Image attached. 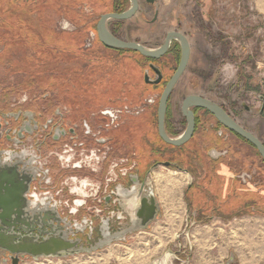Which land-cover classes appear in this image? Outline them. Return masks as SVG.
Segmentation results:
<instances>
[{"label":"flooded vegetation","instance_id":"af4514ba","mask_svg":"<svg viewBox=\"0 0 264 264\" xmlns=\"http://www.w3.org/2000/svg\"><path fill=\"white\" fill-rule=\"evenodd\" d=\"M111 1H115L116 4L121 2V5L116 6L109 12H122L128 9L131 5L130 0ZM192 1V5L187 3V6H184L183 4L177 7L178 4L163 3L160 0H138V9L131 18L126 20L111 19L114 22L112 23L108 21V27L116 36L127 41L139 42L148 48H156L163 45L170 33H180L187 38L190 44V58L188 65L179 81L176 83L168 101L165 127L170 136H178L186 129L187 119L182 111L184 99L189 95H199L221 106L238 124L252 132L264 144V135L260 136L240 123L238 119L239 102H236L235 104L234 100L229 103L221 102L212 95L204 96L202 94H189L185 95L181 101L174 100L173 96L178 90V87L181 88L183 85L180 90V94H182L185 90L195 89L197 86L196 83L199 84L202 80H204L209 93L214 94L215 87H213L212 76L216 74L217 70L221 66V59L219 57L214 59L215 67L209 68V72H207L209 64L205 67L202 66L204 64V56L202 53V35L199 33L198 28L197 31L192 28H195L198 25L201 31L204 30V23L206 21H211L208 17H206L205 12L207 13V16L210 17L212 14L210 12L211 10H206L204 12V7L201 3L202 0ZM122 2H125L124 5ZM194 5L195 8L192 10L191 7H194ZM184 11L194 19H186L187 17L185 19L181 18V15H186ZM104 13H100L99 17H97L95 30L100 16ZM164 16L167 17L164 18ZM196 17H198V19H196ZM130 20L134 22L136 27L141 29L142 34L144 35L143 41L136 38L131 40L125 39L119 35V30L122 29L121 26ZM188 20H190V22ZM205 24H207V22ZM154 27L162 29H154L153 31H150V29H153ZM137 30L134 28L129 29V31L133 33ZM159 37L161 38L160 41L157 40ZM153 40L157 41V44H155L154 47H151L152 45H150L149 42ZM101 45L106 49L129 52L131 54L130 56L137 54V56H134L135 58H133L142 71V73H140L141 82L137 80V75H134L129 70L126 76V84L128 85L130 83L132 87L130 89L125 87V89L128 94L136 91L137 97L139 96L138 100L144 96L145 93L143 94L142 92H145V90L163 91L166 83L176 71L182 53L181 44L175 38L170 42L166 53L159 58L146 57L134 50L115 49L105 46L102 43ZM129 59L133 61L131 57H129ZM189 70H192V75L189 77L190 80L183 84L182 79ZM158 71L161 72L162 78L159 82H156V80H159ZM204 72L208 73L206 78H203ZM225 96L229 101V96ZM258 96L262 99L263 104L259 111V118L264 120V97L260 95V93H258ZM48 97H52V94H48ZM28 101L29 100L22 99V102H18L20 104L19 106H17V104L13 105V115L8 119V125L5 124V120L2 119L3 125L0 129V152H4L5 150H12L18 154L23 152L26 165H21L20 171L22 179H24V183L26 185L30 182L31 176L34 172L38 174V160H43L44 164L50 171V175L52 174L51 177L53 176L51 179L52 184L49 186V190H51L52 193H57L58 195L64 194L69 197L68 177L75 176L78 178L77 181H83L81 179L86 178L88 181L93 182V188H91L90 194L88 196H81L84 203L82 205H76V212H70L69 207H66V209L63 204L60 205L59 201L50 197L52 200V206L50 208L54 210L56 207L63 217H68L72 222H82L84 218H87L88 222L83 223V226L86 225L85 231L74 236L75 238L79 237L82 239L84 247L94 246L98 240L102 238L100 228L105 220H108L112 233L128 230L123 237L115 239L110 244L124 241L134 231L143 229H133L134 225L137 224L134 220L136 221L135 212L140 204V199H138L136 195L128 197L119 195L118 188L130 189L132 186H135L133 185L131 176L137 174L139 176V184L136 185V190L139 191L141 189V183L144 182L145 186L143 194L148 193L151 189L157 199L158 197L156 196L155 189L153 188L154 186L150 184L148 178L149 175H151L157 167L162 166V163L165 161H169L171 163L169 166L171 168H175L180 171L187 170L185 173H190L191 177L197 174V176H195V178H193L187 186L186 195H188V190L191 187H196L195 183L198 180H203L206 175H208V178H216L215 181H219L217 168L215 169V167L220 164L223 169L222 175L224 183L229 182L231 184L244 186L245 188H249L250 190H254L256 193H259L260 196H264V158L258 151L257 147L238 133L230 130L225 125L220 123L211 112L204 108L192 107L195 115L196 128L191 140L183 145L186 148V145L194 139H200L198 141L199 146H201L199 149H204L207 158H209V163L206 171L197 172L194 169L195 167L187 168L181 164H176L174 160L171 159H176L181 156L180 149L183 146H173L166 143L160 137L158 131V116L156 115L157 119L152 124H149L147 119L144 118V115L146 117L151 114L154 115V107H152L153 103L148 105L147 108L144 109L143 113L136 115L123 111L119 120L114 123H111L109 119L106 120L102 117L100 111L104 108L116 107L106 106L96 111H92L90 115L78 116L72 114L71 110L68 108L70 107L72 109V107L69 105L64 106L60 103L59 105L51 107L49 104L46 106L40 103H35L34 106H28L26 109L28 112L37 113L36 115H33V121L37 122V128H33L32 133L24 132V136L19 137L18 131L24 121L27 120V118L24 117L26 109L21 106H24L25 102L27 103ZM115 101L120 103L125 100L122 101V98H119ZM125 106H123V108ZM243 106L244 104L242 102L241 107L243 108ZM32 107H35L37 111ZM157 109L158 106L156 108V112ZM2 111H0V113ZM143 123L144 127H140L143 126ZM155 124L158 135L154 132ZM148 125H150L151 130H149ZM56 129H58V131L65 130V134H60L59 139H54ZM70 129H73L74 131L71 132ZM116 129H119L120 131L118 135H116L117 137L112 135V132ZM139 130L144 131V138L141 137V140L137 137ZM137 139L143 143V146H147V150L145 151L146 153H139L138 147L134 144ZM152 142L160 144V148ZM24 149L27 151H23ZM92 150L95 152V156H99L100 159L97 160L94 156L91 163H86L84 160H87L86 156H90V152ZM160 151H164L165 154L172 153L173 155L170 154V158L165 157L156 161L153 159L151 163L147 164L145 167L147 160L145 158L148 154H150V152L156 154ZM189 151L191 152L189 154H194L196 152L195 148H192V146L189 148ZM68 157H70L72 161L69 164L66 163V158ZM245 159L248 161L247 164H244ZM157 163L158 166L150 171V169ZM74 164L77 165L74 166ZM36 182L37 181H35V179L31 182L30 190L27 193V196L31 201L33 200L31 199L30 193L34 183ZM42 183L44 182L42 181ZM44 188L45 189H40V192L48 191V186H45ZM41 201L43 202L45 200ZM44 203L47 205V200ZM193 203H195V201H191V207H193ZM190 206L187 205V218L194 219L193 222L189 220L187 221L186 226H189L190 228L194 224L201 222L202 219L206 217L222 215L218 210L219 207H214L208 215L206 210L201 209L202 207L200 209L193 210ZM162 215L163 210L161 208L158 211L156 219L153 220L145 229H148L151 224L160 219ZM39 228L43 230L41 226ZM46 228L48 227L46 226ZM34 233L37 234L36 231ZM189 247L190 249L192 248L191 245H189ZM0 257L3 259L1 264L12 263L9 253L4 254L2 251L0 253ZM25 257L31 256L25 255L22 257L20 264ZM7 260L9 263L6 262Z\"/></svg>","mask_w":264,"mask_h":264},{"label":"rangeland","instance_id":"374dc122","mask_svg":"<svg viewBox=\"0 0 264 264\" xmlns=\"http://www.w3.org/2000/svg\"><path fill=\"white\" fill-rule=\"evenodd\" d=\"M6 1L0 0V17L3 20V22L0 21V25H2L0 26V107L2 106L0 111L3 110L1 113H12L11 115H13V105L17 104V106H19L20 104L18 102H22L23 98L29 100L27 103L25 102L24 106H21L25 109L28 106H34L35 103L47 106L48 104L45 101L39 100V98L43 96V93L38 94L39 96L37 95L36 97L37 92L33 90L35 86H40V88H38L41 92L45 89L50 91L52 93V98L59 97L60 99L66 100L62 93V86L67 85V88H70V92L75 91L81 82L77 78L91 74V80H89V77L84 79V81L87 80L89 84L94 83L89 87L90 94L92 95L91 98H93L94 95H101V99L104 100L108 97L106 96L108 94L105 95V91L108 90V92L113 93V98H116V100L119 98H122V101L125 100L124 102H116L111 105L101 101L100 107L96 110L106 106L121 108L125 105H129L132 110L136 112L138 107L143 106L147 108V106L150 105L146 100L155 98V103L152 105L155 115V110L158 106L161 94L160 90H145V92H142L143 94L145 93L144 96L138 100L139 96L137 97L136 91L128 94L125 89V87L129 89L132 87L130 83L128 85L126 84V76L129 70L134 75L136 74L137 80L141 82L140 73H142V71L138 67L139 65L134 61V56H137V54L130 56L131 54L126 51L120 52L106 49L98 40L95 30L96 19L99 17L100 13L107 11V7L101 4V0H77L73 2L74 7L71 8L72 10H70V6H66V8L64 6L65 3H70L72 0H58L56 5L57 7L60 6V8L57 9V7L48 5V8H46L47 10L44 9L43 16L45 19L43 22L45 25L39 24L41 26H39V28L33 26L35 28V33L31 31L33 30L31 27L32 21L28 17L31 25L30 28L28 27L26 29L27 31L24 35L20 34L16 30V27V29H13L12 24H14L13 22L16 19L18 22L24 14L29 15V13H26L28 9H23L21 8L22 5H17L15 3L11 5L10 3L15 2L14 0ZM40 1L39 7H42V5L47 2V0ZM160 1L163 3L178 4L177 7L183 4L184 6L188 4L192 5L193 2L192 0ZM48 3H53V1L48 0ZM201 3L204 7V12L206 10H211V17L207 16L205 12L206 17L211 21H206L207 24H205L206 22L204 23V30L202 31L198 25L192 29L197 31L198 28L199 33L202 35V53L204 56V64L202 66L205 67L209 64L207 72L210 71L209 68L215 67L214 59L217 57L221 59L220 68L217 70L216 74L212 76L215 93L210 94L205 86L204 80H202L199 84L196 83L197 86L195 89L185 90L182 94H180V90L183 85L181 88L178 87V90L173 96L174 100L181 101L185 95L189 94H202L204 96L212 95L221 102L229 103L233 100L234 104L239 102L238 119L240 123L262 136L264 135V120L259 118V111L263 104L258 93L264 97V0H202ZM194 8L195 5L191 7L192 10H194ZM185 14L184 16L181 15V18L185 19L187 17L186 19H194L188 13ZM35 16L33 15V18H35ZM166 17L167 16H164V18ZM196 19H198V17H196ZM190 20L188 21L190 22ZM9 21L11 25H8ZM48 21L51 24H48ZM110 22L113 23L114 21L110 20ZM84 27L85 32L83 30ZM121 27L122 29L119 30L120 36L125 39L131 40L136 38L143 41L144 35L141 29L136 27L132 20L125 22ZM130 28L139 30L133 33L129 31ZM151 29L150 31L154 29L161 30L162 28L154 27L152 30ZM55 31L61 34L59 35L61 37L58 38L60 41L63 40L62 44H64L66 51H54V46H49L48 38L58 39L56 37L57 35L53 33ZM82 32H84L83 41L78 44L75 38H77L76 35ZM157 40L160 41L161 38L159 37ZM149 44L152 45L151 47H154L157 41L153 40L149 42ZM73 45L76 49L75 51L72 49L74 52L69 50ZM129 57H131L133 61H131ZM47 67L48 70L51 69L50 71L52 74L53 70H56L59 73L55 74H61L62 72L63 75L61 74L62 76L59 78L54 77L49 79L48 82L47 75H49V72L48 70L46 71ZM66 70L69 71V73ZM71 70L75 74H72ZM104 72H109L108 77L97 82L98 79L95 76H100V74H102L101 77H103ZM207 72H204L203 78H206L208 75ZM66 73L68 74L66 75ZM191 75L192 70H189L182 79L183 84L190 80L189 77H191ZM50 81H55L54 86L51 85ZM45 84L50 86H45ZM64 89H66V87H64ZM44 92L45 94L47 93L46 91ZM225 95L229 96V101L226 99ZM74 96H76L75 93ZM11 97L12 99H10ZM76 97L79 96L77 95ZM10 100H12V102ZM242 102L244 104L243 108L241 107ZM78 105L79 109L82 104ZM32 108L35 109V107ZM68 108L71 110L72 114H76V110H78L77 108ZM26 112H28L27 109L25 113ZM140 113H143V111ZM8 114L0 115L7 117ZM27 114L36 115L37 113L31 112ZM148 117L149 115L147 117L144 115V118ZM156 119L157 117H155L154 122ZM140 127H144V123L143 126ZM119 132V129H116L112 132V135L117 137L116 135H118ZM143 136L144 131L139 130L137 137L141 140ZM140 140L137 139L134 144L138 147L139 153L143 154L146 153L147 146H143ZM193 142H195V140ZM193 142H191V145L197 144ZM208 159L209 158H206L205 161L208 162ZM195 176H197V174ZM195 176L193 175L191 177L190 173L187 174L183 170L180 171L165 165L157 167L154 172L149 175L148 180L150 184L154 186L153 188L157 191L159 199L164 203V207H159V209L162 208L163 215L175 212L173 211L175 208L171 206L177 207L176 209L181 216L187 215V205H191V198L186 195V189ZM213 179L212 181L216 180V178ZM172 199L175 202L174 204L170 203ZM194 206L195 203H193V207L190 206V208L194 209ZM164 220L165 222H172L169 218H164ZM198 223L202 224L204 221L202 220ZM192 227L184 226V229L182 228L183 239L187 242L189 240V245L191 243L193 244V237L191 234ZM135 241L134 237L129 236L124 241L107 244L102 249L95 250L92 253H77L63 257H25L21 264H82L84 262H94L95 260H100V262L97 261V264H130V258L129 261H127L124 255L127 248L130 247L132 243H135ZM116 256L118 259H116ZM163 257L164 256L159 255L152 260L155 264H162ZM89 259H91V261ZM148 260L149 257L144 262H140L141 260L138 261L140 263L137 264H146ZM2 261L3 259L0 257V264ZM6 262L9 263L8 260ZM170 264H173V262H170Z\"/></svg>","mask_w":264,"mask_h":264},{"label":"water","instance_id":"95a60500","mask_svg":"<svg viewBox=\"0 0 264 264\" xmlns=\"http://www.w3.org/2000/svg\"><path fill=\"white\" fill-rule=\"evenodd\" d=\"M130 2V7L122 12H107L100 16L96 25V32L102 44L115 49L134 50L151 58H159L166 53L170 42L174 38L180 42L182 48L179 65L166 83L159 98L157 116L160 137L173 146L179 147L186 144L193 137L196 128L192 107H200L211 112L220 123L254 144L264 158V144L260 139L238 124L221 106L199 95H189L183 101L182 111L187 119V126L184 132L175 137L167 133L165 120L168 101L176 83L188 65L190 44L184 35L176 32L170 33L165 43L156 48H148L139 42L127 41L113 34L108 27V21L111 19L126 20L131 18L138 9V0H130ZM157 73L159 80H156V82H159L162 74L160 71ZM27 113L31 112L24 113V117L27 120L24 121L18 131L19 137H23L24 132L32 133L33 128H37V122L33 121L34 116ZM11 114H8L7 117L0 115V129L3 125L2 119H5V124L8 125V118L9 115L12 116ZM70 131L73 132L74 130L70 129ZM60 134H65V130L58 131L56 129L54 139H59ZM24 157L23 152L20 154L14 152L13 159L15 164L0 167V253L2 251L4 254L9 253L11 264H20L21 258L25 255L33 258L42 256L63 257L77 253L92 252L112 243L115 239H120L128 232V230H123L112 233L108 220H105L100 228L102 238L94 246L84 247L82 239L74 236L85 231L86 225L83 226V223L85 221L88 222L87 218H84L82 222H72L68 217H63L56 207L54 210L51 209L52 200L46 197L41 200H47V205L44 203L45 201L42 202L40 200L36 202L35 207L32 206V201L28 198L27 193L30 190L31 182L37 178V174L34 172L30 182L27 185L24 183L20 171L21 165H26ZM162 164L167 167L171 165L169 161H165ZM157 166L158 163L150 171ZM185 171L187 172V170ZM131 180L135 186L130 189L119 187L118 194L126 197L136 195L140 199V204L135 212L136 221L134 220L137 224L134 225L133 229H145L156 219L159 204L151 189L148 193L143 194L144 182L141 183V189L139 191L136 190V185L139 184V176L137 174L132 175ZM76 224H79L80 227H74ZM37 226H41L43 230ZM35 231L37 234L34 233Z\"/></svg>","mask_w":264,"mask_h":264},{"label":"crops","instance_id":"0c3cea01","mask_svg":"<svg viewBox=\"0 0 264 264\" xmlns=\"http://www.w3.org/2000/svg\"><path fill=\"white\" fill-rule=\"evenodd\" d=\"M19 2L26 5L29 1L19 0ZM12 4L13 3H11V5ZM21 8L28 9V7L25 6ZM18 37L20 38L19 35ZM62 41L55 38H48L49 44H62ZM47 70L48 67L46 68V71ZM54 71L56 70H53V72ZM67 72L69 73V71ZM68 73H66V75ZM71 73L75 74L73 71ZM61 74L63 75L62 72ZM61 74L47 75L48 82L49 79L54 77L59 78L62 76ZM103 74V77H101L102 74H100V76H95L98 79L97 82L106 79L109 72H104ZM88 75L77 78L81 82H78L80 85L75 91L70 92V88H67V85L62 86V93L66 98V100H60L62 105H69L73 109H78V104H82V106L76 110L75 115L78 116L90 115L92 111H96V109L100 107L101 101L110 105L117 102L115 101L116 98H113V93L108 92V90L105 91V95L108 94L106 95L108 97L104 100L101 99V95H94V97L91 98L92 95L90 94L89 87L94 83L89 84L87 80L84 81V79L88 77L89 80H91V74ZM50 83L54 86L55 81H50ZM45 86L49 87L50 85L45 84ZM35 87H33V90L37 92L36 95L43 93L42 97L45 98L43 99L41 97L39 100L48 103V94L52 93L45 89L44 91L47 92L45 94L44 91H40V86H38L39 88ZM64 87H66V89H64ZM74 93L79 97L77 98L74 96ZM74 97H76L77 100H75ZM10 99H12V97ZM10 101L12 102V100ZM1 108L2 106L0 109ZM222 174L223 169L221 167L218 172L219 181H213L210 185V193L222 197L220 198V202H218L217 199H215V202L211 200L212 198H209L206 200L208 204L205 206V210L209 215V213H211L210 211L213 210L215 207L214 205L217 203V207H219L218 210L222 215L206 217L202 219L204 223H196L192 227L191 234L193 240H191L193 244L191 243L190 245L193 248L190 249L189 240L187 242L183 239L182 228L184 226L186 227L188 220L193 222L194 219L187 218V215L181 216L176 209L177 207L171 206L175 208L173 209V211H175L174 213L162 215V217L154 221L148 229L137 230L129 235L130 237H134L136 241L125 251V259L128 257L127 260L130 258V264H137L139 259L141 262H144L147 260L146 257H149L146 264H154L155 262L152 259L160 255L164 256V262H173V264H264V203L259 200L263 199L264 196H260L259 193H256L254 190L251 192L249 188H245L244 186L231 184L229 182L224 183ZM201 181L202 180H198L197 182L199 183ZM155 193L158 197L156 190ZM249 195H253L254 198L257 199L256 203H250L252 205L244 209V207H242L244 205V200L246 197H249ZM157 201L160 207H164V203L159 197ZM170 203L174 204L175 202L172 199ZM195 205L197 206H194L193 210L201 208L197 203ZM251 207L252 209H250ZM164 218H169L172 221L175 219V221L171 223L165 222ZM116 259H118L117 256Z\"/></svg>","mask_w":264,"mask_h":264},{"label":"trees","instance_id":"16d2710c","mask_svg":"<svg viewBox=\"0 0 264 264\" xmlns=\"http://www.w3.org/2000/svg\"><path fill=\"white\" fill-rule=\"evenodd\" d=\"M51 1H53V3H48V0H47V2L45 3V4H43L42 5V7H39V5H40V3H41V1L40 0H34V1H29V2H27V4L26 5H23V3H20L19 2V0H15V2H12V3H15V4H17V5H22V6H26V7H28V11L26 12V13H29V15H25L24 14V16H21V19H19V21L17 22V19L16 20H14V24H12V27H13V29H16L20 34H23L24 35V33H26V29L29 27L30 28V25H31V22H30V20L32 21V25H31V27L33 28V30H31L33 33H35L34 31V27L33 26H35L36 28H39V24H44V16H43V11H44V9H46V8H48V5L49 6H51V7H57V5H56V3H57V1L58 0H51ZM77 0H72V2H70V3H65L64 4V6H65V8H66V6L68 7V6H70L69 8H70V10H72L71 8H73L74 7V4H73V2H76ZM125 3V2H124ZM124 3L122 2V4L124 5ZM11 4V3H10ZM101 4H103L104 6H106L107 7V11L106 12H109L110 10H113L116 6H120L121 5V2H118L117 4H116V2L114 1H111V0H101ZM39 7V8H38ZM51 7H49V8H51ZM58 8H60V6H58L57 7V9ZM47 10V9H46ZM69 10V9H68ZM69 10V11H70ZM37 12H38V15H37ZM35 14H36V16H35ZM33 15L35 16V18H33ZM0 16H1V14H0ZM18 16H20V15H18ZM30 18V20H29V18ZM33 19V20H32ZM0 21H2L3 22V20H2V18L0 17ZM83 21V20H82ZM8 23V22H7ZM11 22L9 21V23H8V25L10 24ZM48 24H51V23H49V21H48ZM11 25V24H10ZM45 25V24H44ZM16 27V28H15ZM41 27V26H40ZM39 30V29H38ZM83 30H84V32H85V27L83 28ZM37 31V30H36ZM84 32H82L81 34H78V35H76L77 36V38H75V39H77V41H78V44H79V42H81V41H83V37H84ZM55 35H57L56 37L58 38V37H61V36H59V35H61L59 32H53ZM13 34V33H12ZM41 38H42V36H41ZM56 39V38H55ZM59 39V38H58ZM61 39V38H60ZM42 41V40H41ZM49 44V43H48ZM75 44V43H74ZM50 47H53L54 46V51L56 50V51H62V50H65L66 51V48L64 47V45L63 44H50L49 45ZM72 49H74V51L76 50L75 48H74V45H73V47L71 48V49H69L70 51H72ZM70 51H68V52H70ZM74 51H72V52H74ZM52 59V58H51ZM48 72H49V74H52L51 73V71L50 70H48ZM55 73H59V72H57V71H54L53 72V75H55ZM160 91H162V90H160ZM43 99H45L44 97H42ZM78 98V97H77ZM74 99L75 100H77L76 99V97H74ZM61 99L59 98V97H56V99L55 98H52V97H50V98H48V103L47 104H49L51 107H53V106H56V105H59L60 103H61V101H60ZM156 115H157V112H156V110H155V115H149V117L148 118H146L147 119V122L149 123V124H152L153 122H154V120H155V117H156ZM148 128H149V130H151V128H150V125H148ZM154 132L156 133V135H158V132H157V127H156V124H155V130H154ZM158 138H160V137H158ZM195 140V139H194ZM193 140V141H194ZM200 139L199 138H197L196 140H195V142L198 144V141H199ZM161 141H162V139H161ZM192 141V142H193ZM195 142H193V143H195ZM152 143H154V145H156L158 148H160V144H158L157 142H152ZM200 143V142H199ZM197 144H195V145H191V142L190 143H188V145H186L187 147L185 148V146H183L180 150H181V156L180 157H178V158H176V159H173V158H171L172 160H174V162L176 163V164H181V165H185V167H187V168H194L195 169V171H206L207 169H208V163H209V161L208 162H206L205 161V159L207 158V156H206V154H205V152H204V149L202 148V149H199L201 146H198ZM153 145V144H152ZM166 145H168V144H166ZM192 146V148H195V150H196V152L194 153V154H189V153H191L190 151H189V148ZM176 149H178V148H176ZM203 151V152H202ZM163 152V153H162ZM160 151L159 153H156V154H154L153 152L151 153L150 152V154H148V156L145 158V159H147L146 160V164H145V167H146V165L147 164H150L151 163V161L154 159L155 161L156 160H158V159H163V158H170L171 156H170V154L171 155H173L172 153H170V154H165V152L164 151ZM247 160L245 159V161H244V164H247ZM196 164V165H195ZM222 166L219 164L218 166H216L215 167V169L217 168V171L219 172V170H220V168H221ZM224 167V166H223ZM207 168V169H206ZM231 168V167H230ZM212 177H210V178H208V175H206L205 176V178L201 181V182H196L195 183V186L196 187H191L189 190H188V196L191 198V201L192 202H196L197 204H198V206L199 207H202L201 209H203V210H205V206H206V204H208V202L206 201V200H208L209 198H212L211 200H213V201H215L216 202V200L215 199H217L218 200V202H220V198H222V197H220V196H218V195H216V194H212V193H210V185H211V183H213V181H212ZM216 182H218V181H216ZM251 192H252V190H251ZM256 198H254V196L253 195H249V197H246L245 198V200H244V205L242 206V207H244V209H245V207H250L252 204H255L256 203ZM261 201H262V203H264V200H262L261 199ZM195 203V204H196ZM250 203H252V204H250ZM219 204V203H218ZM195 206H197V205H195ZM216 208H218L217 207V203H216V205H214ZM250 209H252V207L250 208Z\"/></svg>","mask_w":264,"mask_h":264},{"label":"built area","instance_id":"2783aa9c","mask_svg":"<svg viewBox=\"0 0 264 264\" xmlns=\"http://www.w3.org/2000/svg\"><path fill=\"white\" fill-rule=\"evenodd\" d=\"M23 100H26V98H23ZM155 98H150L148 100H146L147 103L152 104L154 103ZM138 110L136 112H134L132 110V108L130 106H125L124 108H104L103 110L100 111V114L102 117H104L106 120H110L111 123L116 122L117 120H119L120 115L122 114L123 111H127L130 114H139L141 111H144V107L140 106L137 108ZM91 155L90 156H86L87 160H84L86 163H91L94 159L95 156V152H93V150L90 152ZM95 158L98 160L100 159L99 156H95ZM44 161L46 162V160L44 159ZM71 158L68 157L66 158V163L69 164L71 163ZM77 164H74V166H76ZM38 174H37V178L35 179V181L39 182V183H34L32 191L30 193L31 199L35 200L36 202L40 201L41 198H50L52 197L54 200L59 201L60 205H64V207L68 208L69 207V211L70 212H76L73 211V209H77L76 205H82L84 203V200L81 196L86 195L88 196L91 192V188H93V182L92 181H88L86 178L85 179H81L83 181H77L78 178H76L75 176L73 177H68V183H69V197L68 195H58L57 193H52L51 190H49V186H51L52 184V177L50 175V171L48 169V167L44 164L43 160H38ZM42 181L44 183H42ZM43 186H42V185ZM48 186V191H44V192H40V189H45L44 187ZM73 189H79V191H73ZM66 194V193H65ZM77 201H83L82 204H78ZM66 208V209H67Z\"/></svg>","mask_w":264,"mask_h":264},{"label":"clouds","instance_id":"9594fccd","mask_svg":"<svg viewBox=\"0 0 264 264\" xmlns=\"http://www.w3.org/2000/svg\"><path fill=\"white\" fill-rule=\"evenodd\" d=\"M23 151H27L24 149ZM14 151L12 150H5L4 152H0V167H3L5 165L12 166L15 164V160L13 159ZM73 191H79V189H73ZM78 204H82L83 201H77ZM36 201H32V206L35 207ZM75 211V209H73ZM86 223V221H85ZM74 227H80L79 224L74 225Z\"/></svg>","mask_w":264,"mask_h":264},{"label":"bare ground","instance_id":"6f19581e","mask_svg":"<svg viewBox=\"0 0 264 264\" xmlns=\"http://www.w3.org/2000/svg\"><path fill=\"white\" fill-rule=\"evenodd\" d=\"M171 218H173V217H171ZM174 221H175V219H174ZM174 221H172V222H174ZM262 233H263V232H262ZM148 252H149V251H148ZM131 253H132V252H131ZM151 253H152V252H151ZM148 254H149V253H148ZM139 256H140V255H139ZM127 258H128V257H127ZM127 258H126V259H127ZM146 259H147V258H146ZM78 260H79V259H78ZM86 260H87V259H86ZM86 260H85V261H86ZM89 260L91 261V259H89ZM92 260H93V259H92ZM94 260H95V259H94ZM76 261H77V260H76ZM97 261L100 262V260H97ZM97 261L95 260L94 262H84V263L81 262V263H82V264H97V263H98ZM127 261H129V260H127ZM139 261H140V260H139ZM79 262H80V261H79ZM79 262H78V263H79ZM133 262H134V261H133ZM136 262H137V260H136ZM140 262H141V261H140ZM140 262H138V263H140ZM162 264H170V263H169V262H164V261H163Z\"/></svg>","mask_w":264,"mask_h":264}]
</instances>
